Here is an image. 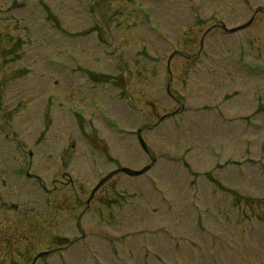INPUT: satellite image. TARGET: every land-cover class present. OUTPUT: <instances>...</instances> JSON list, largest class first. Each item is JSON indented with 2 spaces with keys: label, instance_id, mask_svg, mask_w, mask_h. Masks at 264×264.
Masks as SVG:
<instances>
[{
  "label": "rangeland",
  "instance_id": "rangeland-1",
  "mask_svg": "<svg viewBox=\"0 0 264 264\" xmlns=\"http://www.w3.org/2000/svg\"><path fill=\"white\" fill-rule=\"evenodd\" d=\"M45 251L264 264V0H0V264Z\"/></svg>",
  "mask_w": 264,
  "mask_h": 264
},
{
  "label": "water",
  "instance_id": "water-1",
  "mask_svg": "<svg viewBox=\"0 0 264 264\" xmlns=\"http://www.w3.org/2000/svg\"><path fill=\"white\" fill-rule=\"evenodd\" d=\"M250 25V22L249 23H247V24H245V25H242V26H240V27H237V28H235V29H231V30H228L229 32H231V33H234V32H236V31H238V30H241V29H244V28H246L247 26H249ZM171 58V57H170ZM170 58H169V60H170ZM169 60H168V62H167V66H168V64H169ZM138 141H139V143H140V145H141V147H142V149L145 151V152H148V150H147V148H146V145H145V143L143 142V140L141 139V137H140V134L138 133ZM150 165H148V166H146V167H144V168H142L141 170H138V171H134V170H131V169H128V168H119V169H117V170H115V171H112V172H110V173H108L105 177H103L98 183H97V185L94 187V189L92 190V192H91V196H90V199L93 197V195H94V193L107 181V180H109L112 176H114V175H116V174H118V173H123V174H125V175H127V176H130V177H136V176H140V175H142V174H144V173H146L149 169H150ZM50 254V252H42V253H39L34 259H33V263L38 259V258H43V257H45V256H47V255H49Z\"/></svg>",
  "mask_w": 264,
  "mask_h": 264
},
{
  "label": "flooded vegetation",
  "instance_id": "flooded-vegetation-1",
  "mask_svg": "<svg viewBox=\"0 0 264 264\" xmlns=\"http://www.w3.org/2000/svg\"><path fill=\"white\" fill-rule=\"evenodd\" d=\"M12 210H16L17 209V207L15 206V205H10L9 206Z\"/></svg>",
  "mask_w": 264,
  "mask_h": 264
}]
</instances>
